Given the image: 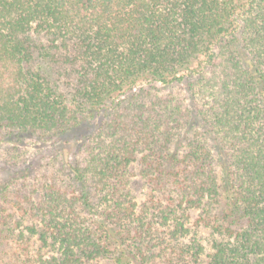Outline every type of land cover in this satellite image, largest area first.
<instances>
[{"label":"trees","instance_id":"16d2710c","mask_svg":"<svg viewBox=\"0 0 264 264\" xmlns=\"http://www.w3.org/2000/svg\"><path fill=\"white\" fill-rule=\"evenodd\" d=\"M0 264H264V0H0Z\"/></svg>","mask_w":264,"mask_h":264},{"label":"rangeland","instance_id":"374dc122","mask_svg":"<svg viewBox=\"0 0 264 264\" xmlns=\"http://www.w3.org/2000/svg\"><path fill=\"white\" fill-rule=\"evenodd\" d=\"M138 169H139V166L138 165H136L135 167H134V172L135 173H137L138 172ZM134 180L136 181L133 185H132V190H133V193H134V195H135V197H136V199L138 200V201H142V199H143V193H142V183H141V181H140V179H139V177L138 176H135L134 177Z\"/></svg>","mask_w":264,"mask_h":264}]
</instances>
